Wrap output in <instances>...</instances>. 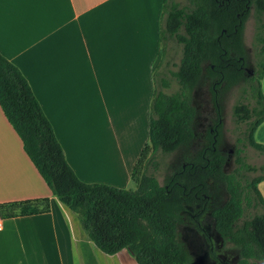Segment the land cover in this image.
<instances>
[{
    "label": "trees",
    "instance_id": "trees-1",
    "mask_svg": "<svg viewBox=\"0 0 264 264\" xmlns=\"http://www.w3.org/2000/svg\"><path fill=\"white\" fill-rule=\"evenodd\" d=\"M185 1L180 6L175 0H163L161 57L153 72L148 142L132 170L133 189L87 184L77 178L28 82L1 54L0 108L52 195L75 215L88 241L101 253L114 256L125 251L136 264H193L178 227L186 208H196L191 221L206 238L211 257L221 263L201 221L211 199L224 188L228 200L210 212L216 231L238 249L240 264H264V200L257 189L264 174L249 181L243 171L256 169L244 162L239 149L235 151V174H225L228 154L218 149L222 127L219 89L243 85V94L249 95L253 106L235 105L233 117L245 127L247 145L264 155V145L254 141L264 121V0ZM251 11L259 25L254 35L256 64L250 73L246 71L243 31ZM169 42L181 47L175 71L166 68L167 61L164 65ZM203 80L210 83L216 116L207 144L191 155L188 148L196 139L192 93ZM173 83L177 90L170 92ZM181 150L186 152L181 155L182 163L161 185L155 174L159 157ZM240 180L245 182L242 188ZM246 207L259 213L239 226ZM48 208V199L0 204V219L40 214Z\"/></svg>",
    "mask_w": 264,
    "mask_h": 264
},
{
    "label": "crops",
    "instance_id": "crops-1",
    "mask_svg": "<svg viewBox=\"0 0 264 264\" xmlns=\"http://www.w3.org/2000/svg\"><path fill=\"white\" fill-rule=\"evenodd\" d=\"M162 6L0 0V54L28 82L84 183L133 189L132 170L148 142ZM262 130L264 121L254 133L262 140L254 141L264 145ZM257 189L264 200V181ZM37 199H48L46 212L1 220L0 264H87V249L100 252L52 195L0 108V204ZM100 254L112 264H136L125 251Z\"/></svg>",
    "mask_w": 264,
    "mask_h": 264
},
{
    "label": "rangeland",
    "instance_id": "rangeland-1",
    "mask_svg": "<svg viewBox=\"0 0 264 264\" xmlns=\"http://www.w3.org/2000/svg\"><path fill=\"white\" fill-rule=\"evenodd\" d=\"M180 6L186 5L185 0H175ZM261 21L264 23V14L261 16ZM259 25L256 20L254 11L245 23L243 31V43L245 47L246 69L252 72L255 69L257 47L255 46L254 35L256 28ZM167 55L164 58V65L167 61L169 70L175 71L181 59V47L172 42L168 43ZM161 47L159 42L158 62L161 57ZM158 64V63H157ZM210 83L207 80L203 82L192 93V104L196 109V118L194 122V131L196 139L188 148V153L193 155L201 150L207 144V134L212 132L215 121V108L211 100ZM245 86L239 85L231 88H220L218 105L221 111V131L220 142L218 149L221 152L228 154V159L224 165L223 171L227 175L235 174L237 168L236 154L237 149L240 150V157L244 162L251 167H254L255 172L243 171L246 178L250 181L254 177L264 174L261 168L264 166V155L249 147L246 143L243 124H237L233 117V108L239 103L253 106L248 94H243ZM264 89V87H263ZM177 90L173 83L170 92ZM264 91V90H263ZM262 91V92H263ZM262 136L264 130H262ZM255 141L262 140V137L254 138ZM258 143V142H257ZM186 153L184 150L175 152L171 155L159 157L160 165L156 171L158 182L164 184L166 178L171 174L173 168L182 163L181 155ZM241 188L245 186V182L240 180ZM134 188V186L132 187ZM228 200V194L224 188H220L210 201L209 211L202 218L201 225L206 234L210 238L216 257L221 261L217 263L210 255V247L204 236H202L194 227L191 217L196 208H186L183 213V223L178 227L179 238L185 245L186 250L190 254L193 264H240V254L238 249L229 241L224 240L216 231L214 220L211 216L212 209L220 207ZM259 210H254L249 207L245 208L244 218L238 222L242 225L244 220L250 219ZM96 251V250H95ZM87 254L90 261L87 264H112L110 260H106L100 256V252L87 249ZM100 254V255H99ZM262 264V263H258Z\"/></svg>",
    "mask_w": 264,
    "mask_h": 264
},
{
    "label": "built area",
    "instance_id": "built-area-1",
    "mask_svg": "<svg viewBox=\"0 0 264 264\" xmlns=\"http://www.w3.org/2000/svg\"><path fill=\"white\" fill-rule=\"evenodd\" d=\"M0 223H1V219H0Z\"/></svg>",
    "mask_w": 264,
    "mask_h": 264
},
{
    "label": "flooded vegetation",
    "instance_id": "flooded-vegetation-1",
    "mask_svg": "<svg viewBox=\"0 0 264 264\" xmlns=\"http://www.w3.org/2000/svg\"><path fill=\"white\" fill-rule=\"evenodd\" d=\"M246 71L248 72V70L246 69Z\"/></svg>",
    "mask_w": 264,
    "mask_h": 264
}]
</instances>
